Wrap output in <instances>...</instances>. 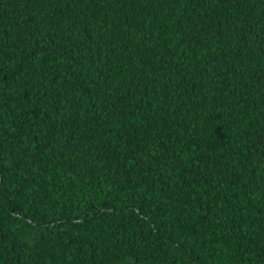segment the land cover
<instances>
[{"label":"trees","instance_id":"1","mask_svg":"<svg viewBox=\"0 0 264 264\" xmlns=\"http://www.w3.org/2000/svg\"><path fill=\"white\" fill-rule=\"evenodd\" d=\"M0 264H264V0H0Z\"/></svg>","mask_w":264,"mask_h":264},{"label":"snow or ice","instance_id":"2","mask_svg":"<svg viewBox=\"0 0 264 264\" xmlns=\"http://www.w3.org/2000/svg\"><path fill=\"white\" fill-rule=\"evenodd\" d=\"M0 164H2V162H0ZM2 175H3V168L2 166H0V182H2ZM4 193L2 190H0V196H3Z\"/></svg>","mask_w":264,"mask_h":264}]
</instances>
